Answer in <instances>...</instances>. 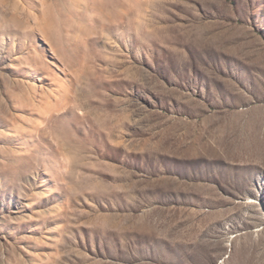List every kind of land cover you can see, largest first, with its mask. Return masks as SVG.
I'll use <instances>...</instances> for the list:
<instances>
[{
	"label": "rangeland",
	"instance_id": "1",
	"mask_svg": "<svg viewBox=\"0 0 264 264\" xmlns=\"http://www.w3.org/2000/svg\"><path fill=\"white\" fill-rule=\"evenodd\" d=\"M0 264H264V0H0Z\"/></svg>",
	"mask_w": 264,
	"mask_h": 264
}]
</instances>
